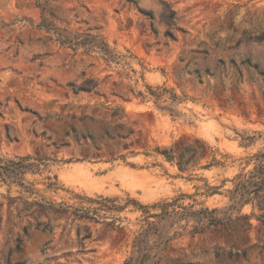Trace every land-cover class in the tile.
Instances as JSON below:
<instances>
[{
    "label": "rangeland",
    "instance_id": "374dc122",
    "mask_svg": "<svg viewBox=\"0 0 264 264\" xmlns=\"http://www.w3.org/2000/svg\"><path fill=\"white\" fill-rule=\"evenodd\" d=\"M43 2L59 28L101 36L117 57L107 63L99 51H74L38 29V0H0V158L45 159L25 179L72 211L89 206L75 195L150 205L186 194L184 205L226 208L231 180L264 150L263 77L241 64L251 59L264 70V36L256 40L264 35V0ZM88 78L91 92L75 94L69 85L80 87ZM146 85L177 94L175 112L138 98ZM109 108L125 113L114 117ZM70 127L102 136L101 146L62 138ZM105 130L130 135L108 139ZM58 141L70 144L59 148ZM193 151L182 169L181 155ZM55 175L64 189L57 193L46 190V178ZM206 183L217 193L196 195ZM18 196L16 185L0 182V264H124L131 255L139 213H123L122 229L107 225L111 219L43 216L52 233L33 227L25 233L30 220L9 201ZM251 223L247 231L219 227L176 236L161 264H264V227L256 218ZM84 225L92 237L81 241Z\"/></svg>",
    "mask_w": 264,
    "mask_h": 264
},
{
    "label": "trees",
    "instance_id": "16d2710c",
    "mask_svg": "<svg viewBox=\"0 0 264 264\" xmlns=\"http://www.w3.org/2000/svg\"><path fill=\"white\" fill-rule=\"evenodd\" d=\"M38 4L42 12V21L37 26L38 29L55 34L58 38L57 41L62 46H67L74 51L84 48L86 53L99 51L107 63L113 62L117 57L101 36L72 33L66 29L59 28L55 24L47 4L43 0H38ZM139 10L141 13L149 16L151 20H154L152 12L142 8H139ZM168 36L172 37L170 33H168ZM263 36L257 37L256 40H262ZM232 64L235 63L232 61ZM241 64L262 76L264 84V70L260 68L258 63H253L251 59H246ZM93 82V79L88 78L85 80L84 85L80 87H76L73 83L69 86L73 88L75 94H79L80 92H91V84ZM94 87H97V84ZM136 96L143 101L153 100L155 105L160 109L169 110L171 113L175 112L171 106L179 100L178 95L172 93L166 87H153L149 85H146L145 92L139 91ZM168 101H170V104L161 105ZM109 109L114 117L125 113L122 108ZM119 127L124 129V125H120ZM70 135H74L79 140L91 141L97 147H100L102 144L101 140L103 137H96L88 130L85 133H81L74 127H70L61 137L67 139ZM104 135L108 139H126L130 135V131L114 132L105 130ZM247 140L249 139H245L244 143ZM69 144L66 141L53 143L54 146L59 148L67 147ZM186 156L187 153L184 152L180 158V167L182 169L187 167L195 158L196 151L189 154L187 159ZM121 158L124 157L122 156ZM44 160L39 158L34 159L30 156L17 157L15 159L0 158V182L8 186L16 185L20 189V196L9 198L10 204L18 203L19 215L23 214L30 220L23 231L28 233V229L33 227L35 230L52 233L53 225L51 221H43L42 217L47 216L50 219L51 215H67L69 213L78 220H88L96 223H106V221L102 222L101 220L111 219L110 222L106 223L107 225L115 229H122L121 223L123 219H126L121 217L123 213L128 210L133 213H139L140 216L137 218L139 229L132 242L131 255L124 264H161L162 256L170 246L173 238L183 233L195 236L204 234L209 230L214 231L219 227L232 230L235 226L247 231L252 228V218H256L264 227V150L248 159L249 163L251 161L254 162L250 170H242L231 180L232 187L227 190L229 205L224 209H210L209 207L196 209L195 205H184L182 200L191 198V196L186 194H181L173 199L161 200L150 205L141 204L136 199L130 197L122 200L119 197L103 195H98L95 198L75 195V198L80 200L81 204L86 203L89 206H82L80 209L72 211V207L64 203L57 204L47 200L39 193L34 184L27 182L25 179L28 173L34 174ZM46 180L47 191L57 193L60 190H64L56 175L53 177L48 176ZM204 190V193H197L196 195H214L217 193L218 187H211L206 183ZM246 206L252 207L251 214L243 213V209ZM255 211H258L259 214H256ZM108 216L111 217L109 218ZM82 228L85 234L81 241L90 239L92 237L91 228L88 225H84ZM189 228L192 229L189 230ZM171 229L174 232L173 236L170 235ZM78 236H81L80 230L78 231ZM18 249L20 250V247Z\"/></svg>",
    "mask_w": 264,
    "mask_h": 264
},
{
    "label": "water",
    "instance_id": "95a60500",
    "mask_svg": "<svg viewBox=\"0 0 264 264\" xmlns=\"http://www.w3.org/2000/svg\"><path fill=\"white\" fill-rule=\"evenodd\" d=\"M168 158H169V159H172V157H170V156H169Z\"/></svg>",
    "mask_w": 264,
    "mask_h": 264
}]
</instances>
